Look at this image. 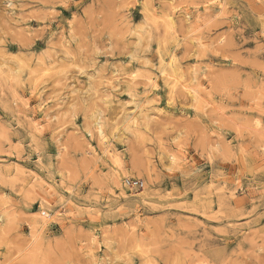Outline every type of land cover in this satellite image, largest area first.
Wrapping results in <instances>:
<instances>
[{
  "label": "rangeland",
  "instance_id": "obj_1",
  "mask_svg": "<svg viewBox=\"0 0 264 264\" xmlns=\"http://www.w3.org/2000/svg\"><path fill=\"white\" fill-rule=\"evenodd\" d=\"M0 264H264V0H0Z\"/></svg>",
  "mask_w": 264,
  "mask_h": 264
},
{
  "label": "built area",
  "instance_id": "obj_2",
  "mask_svg": "<svg viewBox=\"0 0 264 264\" xmlns=\"http://www.w3.org/2000/svg\"><path fill=\"white\" fill-rule=\"evenodd\" d=\"M124 183L132 188H140L143 186V182L141 180L133 178L126 179Z\"/></svg>",
  "mask_w": 264,
  "mask_h": 264
},
{
  "label": "bare ground",
  "instance_id": "obj_3",
  "mask_svg": "<svg viewBox=\"0 0 264 264\" xmlns=\"http://www.w3.org/2000/svg\"><path fill=\"white\" fill-rule=\"evenodd\" d=\"M173 63V62H172ZM166 64V63H165ZM170 65V64H169ZM174 65V64H173ZM168 67V66H167ZM173 69V68H172ZM169 70V69H168ZM162 73V72H161ZM164 73V72H163ZM168 77V76H167ZM170 80V79H169ZM180 80V79H179ZM176 81H178V80H176ZM174 83H175V80H174ZM153 84V83H152ZM172 86H174V84L172 85ZM193 92H195V91H193ZM195 96V95H194ZM193 98H195V97H193ZM137 103V102H136ZM136 107V106H135ZM138 109V108H137ZM137 111V110H136ZM146 113V112H145ZM134 114V113H133ZM131 117V116H130ZM126 119V118H125ZM148 119V118H147ZM129 120V119H128ZM131 121V120H130ZM148 121V120H147ZM138 123V122H137ZM128 124V123H127ZM146 124V123H145ZM149 124V123H148ZM34 125H36L35 123H34ZM37 127H39V126H37ZM98 131H99V135H101L102 134V131H101V126H100V124H99V126H98ZM34 129H35V127H34ZM114 159V158H113Z\"/></svg>",
  "mask_w": 264,
  "mask_h": 264
}]
</instances>
